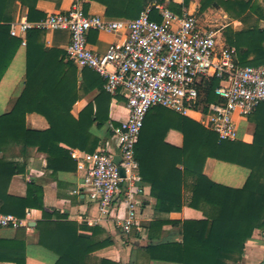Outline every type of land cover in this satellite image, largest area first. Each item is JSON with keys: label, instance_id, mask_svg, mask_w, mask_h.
<instances>
[{"label": "crops", "instance_id": "obj_1", "mask_svg": "<svg viewBox=\"0 0 264 264\" xmlns=\"http://www.w3.org/2000/svg\"><path fill=\"white\" fill-rule=\"evenodd\" d=\"M173 1L183 6V13L195 14L203 28L218 30L219 46L235 49L240 65L264 64V0H222L221 5L215 0L205 11H201L203 0H189L188 5H185L186 0ZM75 5L83 7V1L39 0L34 17L68 12ZM89 12L107 18L105 6L97 2L91 4ZM199 17L204 19L206 24L202 23ZM24 20L30 21L29 8L17 2L12 23ZM70 40L67 30L48 31L44 39L47 51L59 50L65 53L54 54L50 60L51 64H58L68 75L71 74V67L65 56ZM120 40H124V34L91 31L88 35L89 46L98 53H105L112 43ZM28 71V43L23 45L21 40V45L0 81V118L13 112L26 89ZM77 81L80 96L71 111L75 119L80 118V114L90 103H95L100 94L99 83H103V87L105 83L97 72L78 67ZM128 114L126 100L110 103L107 114L109 120L102 127L95 123L90 130L100 139L95 151L103 149L118 152L112 133L110 136H107V133L111 131V124H120L127 119ZM184 117L199 123L196 114ZM235 122L238 140L252 144L255 123L251 122L249 117L241 116H236ZM26 128L45 132L50 129V124L43 115L32 112L26 115ZM1 132L6 131L0 127V175L7 177V173L13 168L20 172L12 178L7 189L3 188L0 192V213L8 210L28 220V226L17 230L0 228V264H16L23 258L26 264H57L59 256L40 244L37 225L43 219L44 213L52 214L55 221L77 224L79 234L89 236L95 242H109V245L90 254L89 264H100L102 260L117 264H182L178 246L184 243V222L205 219L202 211L189 206L193 178L186 180L169 176L166 182L162 181L166 186L162 191H157L159 194L182 199L181 203L176 200V204L171 208L169 203L158 206L152 180L145 181L141 177L137 185L141 191L133 196L135 209L139 214V225L127 235L116 226L114 220L127 214L129 202H119L110 209L106 219L95 221L99 217L98 205L82 193L84 173L78 171L77 162L71 156L72 151L85 150L68 143L71 141L69 121L58 135L61 140L56 141L54 137L50 142L49 153L40 151L37 145L32 144L38 139L30 141L29 144L24 139L17 142L13 137H5ZM166 143L181 148L184 145V136L177 130H171L167 134ZM178 169L184 172L182 164L178 165ZM203 173L214 183L242 188L249 179L251 170L239 164L210 157L205 161ZM152 177L156 182L161 180L158 175ZM27 197L34 207L23 205L21 201ZM181 204L182 207L179 208ZM15 212L21 213L22 216ZM32 222L36 223L35 226H31ZM233 264H264V228L255 230L246 244L242 260Z\"/></svg>", "mask_w": 264, "mask_h": 264}, {"label": "trees", "instance_id": "obj_2", "mask_svg": "<svg viewBox=\"0 0 264 264\" xmlns=\"http://www.w3.org/2000/svg\"><path fill=\"white\" fill-rule=\"evenodd\" d=\"M39 0H0V81L7 71L21 40L10 33L15 5L20 2L29 8V20L40 21L45 15L37 14ZM87 15L93 2L106 8L108 19H136L142 11L153 7L152 18L161 20L155 5L182 15L183 6L173 0H81ZM215 0H203L201 11L208 9ZM220 5L222 0L217 1ZM185 5L189 4L186 0ZM46 31L31 30L28 32L29 71L26 89L9 115L0 118V127L5 129V137H13L17 142L24 139L26 143L34 141L40 151L49 153L50 142L62 131V127L70 122L71 141L73 147L93 152L100 139L90 130L96 123L102 127L109 120L108 108L112 101L125 100L121 95L112 96L99 83L100 94L95 103H90L75 119L72 108L80 93L77 86V66L70 63V75L60 66L51 64L54 54L65 55L59 50H46L44 46ZM67 59V53H66ZM62 58L63 62L65 60ZM58 58V57H57ZM62 62V61H61ZM63 64V63H62ZM242 65V64H241ZM220 80L212 79L200 87L201 101L204 104L218 102L215 90ZM96 104V107H95ZM37 112L43 115L50 124L45 132H35L26 128V115ZM255 123V135L252 144L242 141H220L216 133L206 129L200 123L175 113L164 107L152 108L146 118L136 147L137 159L140 163V174L143 180L151 181L158 206L173 205L182 199L165 197L157 191L165 189L169 176L176 178H193L192 196L189 206L203 212V220H186L184 222V243L178 246L182 264H231L242 260L246 244L255 230L264 228V104L249 117ZM177 130L184 136V145L171 146L166 143L167 134ZM111 135L108 131L107 136ZM227 161L245 166L251 170L246 184L242 188L226 187L214 183L204 173V164L208 158ZM184 166V172L178 165ZM20 171L13 168L7 177L0 175V192L7 189L12 178ZM160 178L156 182L152 176ZM5 182V183H4ZM5 184V186H4ZM190 187V186H189ZM19 200V199H18ZM29 197L21 201L23 205L34 207ZM181 203V202H180ZM182 207V204L179 208ZM43 208V207H42ZM5 213H10L4 210ZM4 213V212H1ZM19 216L21 213L15 212ZM40 244L58 256L57 264H89L90 254L107 245L98 243L91 237L79 234L78 225L70 221H55L53 215L44 213L38 222ZM16 264H26L25 258ZM100 264H117L102 260Z\"/></svg>", "mask_w": 264, "mask_h": 264}, {"label": "built area", "instance_id": "obj_3", "mask_svg": "<svg viewBox=\"0 0 264 264\" xmlns=\"http://www.w3.org/2000/svg\"><path fill=\"white\" fill-rule=\"evenodd\" d=\"M155 10L160 21L152 18L153 7L130 20L87 15L83 7L75 5L68 12L51 13L44 20L14 22L10 30L23 45L31 30L69 31L68 60L79 69L97 72L109 94L124 96L128 117L109 126L118 152L72 151L71 156L78 171L84 173L82 193L98 205L95 221L106 219L119 202H129L127 214L114 220L127 235L139 225L133 202L134 194L141 191L137 188L141 174L136 147L152 108L164 107L182 116L196 114L199 123L216 133L220 141H236L235 117H250L264 104V64L240 65L236 50L220 47L219 31L203 28L195 14L179 15L157 4ZM91 31L121 33L124 40L98 53L89 46ZM212 79L220 80L215 90L219 101L204 104L200 87ZM116 156L120 157L119 163L115 162ZM26 226L28 220L0 213V228L17 230Z\"/></svg>", "mask_w": 264, "mask_h": 264}, {"label": "water", "instance_id": "obj_4", "mask_svg": "<svg viewBox=\"0 0 264 264\" xmlns=\"http://www.w3.org/2000/svg\"><path fill=\"white\" fill-rule=\"evenodd\" d=\"M115 162H116V163H119V162H120V157H119V156H116V157H115ZM121 174H122L123 176H125V171H124V169H121ZM35 224H36V223L32 222V223H31V226H35Z\"/></svg>", "mask_w": 264, "mask_h": 264}, {"label": "rangeland", "instance_id": "obj_5", "mask_svg": "<svg viewBox=\"0 0 264 264\" xmlns=\"http://www.w3.org/2000/svg\"><path fill=\"white\" fill-rule=\"evenodd\" d=\"M201 19V17H199ZM202 23L206 24V22L204 21V19H201Z\"/></svg>", "mask_w": 264, "mask_h": 264}]
</instances>
